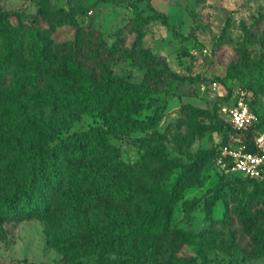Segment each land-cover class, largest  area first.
<instances>
[{"label":"trees","instance_id":"obj_1","mask_svg":"<svg viewBox=\"0 0 264 264\" xmlns=\"http://www.w3.org/2000/svg\"><path fill=\"white\" fill-rule=\"evenodd\" d=\"M37 13L44 23L42 28L19 29L11 27L0 12V117L17 120L18 132L32 137L28 149L11 157L6 155L7 146L0 144V173L20 172L21 176L14 183L0 180V240L6 235L5 222L78 210L97 217L69 219L68 228L45 237L66 264H226L205 257L204 250L213 246L214 231L207 226L198 231L173 227L172 210L179 201L187 213L192 203L203 199L208 217L209 207L227 183L224 177L264 185V179L221 169L218 180L199 196L184 197L187 188L201 185L205 165L215 160L219 146L231 135H242L248 141L253 130L264 129L262 114L256 112L257 120L248 130L233 127L220 109L232 102L231 90L212 108L180 102L176 121L159 130L155 127L161 116L159 109L145 118L136 113L150 105L157 108L158 97L153 94L166 93L169 79L186 77L142 44L143 27L151 20L159 19L175 31L164 13L142 14L134 8L109 44L100 32L79 24L71 8L41 0ZM64 24L73 27L72 37L59 39L55 29ZM125 30L134 32L129 44H125ZM260 43L264 45V35ZM238 53L244 64V49ZM128 58L144 68L139 81L112 71L113 65ZM258 62L264 64V50ZM216 78L222 82V77ZM24 100L32 106L61 111L67 118H77L85 111L97 119L86 129L55 139L67 118L41 123L43 131L36 134L27 119L21 122ZM252 104L249 99L251 109ZM173 127L177 133L172 138L168 130ZM133 130H146L137 137L142 150L132 162L118 160L119 146L110 136L120 138ZM213 132L220 133L216 144L190 148L195 140ZM169 141L173 143L171 151ZM255 201L261 205L245 212ZM224 205V214L216 220L228 226L231 219L227 203ZM233 212L239 236L231 232L229 242L233 245H222L219 239L215 246L264 256V187L250 194L245 208L234 207ZM169 240L172 246L164 258L161 250ZM190 243H198L193 252L181 251Z\"/></svg>","mask_w":264,"mask_h":264},{"label":"rangeland","instance_id":"obj_2","mask_svg":"<svg viewBox=\"0 0 264 264\" xmlns=\"http://www.w3.org/2000/svg\"><path fill=\"white\" fill-rule=\"evenodd\" d=\"M53 5L71 8L77 22L92 27L100 32L109 44L116 38V31L133 15L134 8L142 14L152 12L164 13L169 22L175 26L164 25L159 19L147 22L143 29L142 44L152 52L163 56L169 67L179 74L186 75L181 79H169L165 84L166 93L157 96V108L153 105L139 110L136 115L141 118L149 116L154 109L161 111L156 128L161 130L168 122H175L178 116L177 106L180 102L191 103L212 108L216 100L224 98L226 93L237 86L246 90L253 110L262 114L264 126V64L258 62L264 45L260 43L264 35V0H49ZM41 0H0V12L10 22L11 27L19 29L42 28L44 23L39 19L37 9ZM57 37L71 38L73 27L68 24L55 29ZM125 44H129L134 32L123 31ZM246 53L245 63L238 60V49ZM143 67L132 60L125 59L112 66L116 74H127L130 80L139 81ZM226 71H229L225 75ZM198 75L194 79L188 76ZM222 77V82L219 79ZM194 92L195 95L184 93ZM224 95V96H223ZM25 119L30 123L34 133L43 131V122H57L67 118L58 110L32 106L25 100L22 103ZM20 119L21 116L17 111ZM97 118L81 112L77 118H67L66 126H59L55 139L75 130H83ZM17 120L6 116L0 117V144L7 146L6 155L11 157L24 152L30 147L32 137L20 134L16 129ZM146 130H133L120 138L110 136V140L119 146L117 159L125 162L134 161L142 148L137 137ZM177 133L175 127L168 130L171 137ZM173 138V137H172ZM220 140V133L213 132L209 136L195 140L190 148L213 146ZM53 143V142H52ZM50 144V143H49ZM169 151L173 143H167ZM221 168L215 160L207 163L203 169L201 185L185 190L184 197L199 196L207 186L213 185L220 177ZM172 175L170 176V178ZM21 178L20 172L10 175L0 173V180L14 183ZM227 183L220 191V197L209 207V216H205L203 199L191 204L189 212L184 213L178 201L173 207L170 224L173 227L189 228L198 231L209 227L214 231L213 246L204 250L208 261L226 264H264V256L249 255L247 252L229 249L225 251L218 246L233 245L229 242L231 232L239 236L236 223V210L246 207L250 194L260 191L264 185L241 178H225ZM224 199V200H223ZM227 203V216L231 223L227 226L216 218L224 214ZM250 212L261 205L253 202ZM96 213L68 210L65 213L48 218L29 217L16 222H5L6 235L0 240V264H66L61 254L45 241L46 234H55L68 228L69 219L80 221L85 218L96 219ZM248 238V236H247ZM246 239V238H245ZM198 243L182 246L181 251L193 252ZM172 246V240L164 243L161 256L166 257ZM84 261V258H82Z\"/></svg>","mask_w":264,"mask_h":264},{"label":"built area","instance_id":"obj_3","mask_svg":"<svg viewBox=\"0 0 264 264\" xmlns=\"http://www.w3.org/2000/svg\"><path fill=\"white\" fill-rule=\"evenodd\" d=\"M232 102L220 109L233 127L242 132L257 120V113L249 106V96L244 88L233 90ZM215 162L221 169L253 179H264V129H255L249 140L242 135H231L219 146Z\"/></svg>","mask_w":264,"mask_h":264}]
</instances>
